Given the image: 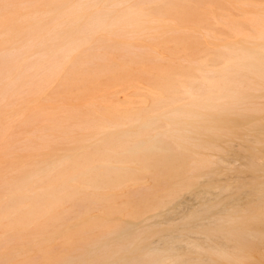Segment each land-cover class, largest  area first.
<instances>
[{"label":"bare ground","instance_id":"6f19581e","mask_svg":"<svg viewBox=\"0 0 264 264\" xmlns=\"http://www.w3.org/2000/svg\"><path fill=\"white\" fill-rule=\"evenodd\" d=\"M0 264H264V0H0Z\"/></svg>","mask_w":264,"mask_h":264},{"label":"rangeland","instance_id":"374dc122","mask_svg":"<svg viewBox=\"0 0 264 264\" xmlns=\"http://www.w3.org/2000/svg\"><path fill=\"white\" fill-rule=\"evenodd\" d=\"M119 96H120V97H123V93H120ZM242 161H243V158L239 157V158H237L235 161H233V164H234V165H238V164H240V162H242ZM231 173H232V172L229 171V176L232 175ZM225 176H227V174H225ZM188 195H190V194L187 193V192H185V193H183L181 196H179V199H178V200H181V201L184 202V203H186V202H188V203H194V197H193L192 195H190V196L188 197ZM191 198H192V199H191Z\"/></svg>","mask_w":264,"mask_h":264}]
</instances>
